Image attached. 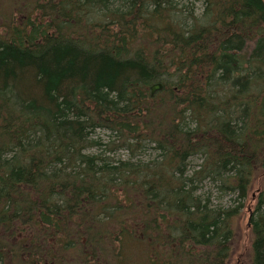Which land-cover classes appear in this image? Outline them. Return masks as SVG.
Instances as JSON below:
<instances>
[{
	"label": "trees",
	"instance_id": "1",
	"mask_svg": "<svg viewBox=\"0 0 264 264\" xmlns=\"http://www.w3.org/2000/svg\"><path fill=\"white\" fill-rule=\"evenodd\" d=\"M182 1L0 0V264H230L256 180L264 264V0Z\"/></svg>",
	"mask_w": 264,
	"mask_h": 264
},
{
	"label": "rangeland",
	"instance_id": "2",
	"mask_svg": "<svg viewBox=\"0 0 264 264\" xmlns=\"http://www.w3.org/2000/svg\"><path fill=\"white\" fill-rule=\"evenodd\" d=\"M182 3L187 8H191V3H193V10L195 13H199L201 11L202 5L201 2H198L197 0H183ZM109 135V132L106 130H97L95 133V136H99L101 139L106 140L107 136ZM152 146V145H151ZM150 145L146 147L145 150H143L140 155H138L136 158L146 160L149 159L151 155L154 154L152 148ZM115 159H128L129 153H127L124 150H119L114 155ZM201 158L199 156H195L191 159L189 168L193 166H197L200 164ZM260 180H256L253 184V188L249 191L248 196L245 200H243V208H241L240 216L238 220L236 221V233H237V240L234 244V247L232 249V257L230 264H247L248 258H249V252H250V233L248 229V219L250 216V212L255 204V198L257 195V189L259 187ZM202 192H210L215 197L216 189L214 188L213 184L209 181L205 182L203 186ZM236 195H223L220 198L212 199L214 204H221L226 207H234L238 202ZM240 237V240L238 238Z\"/></svg>",
	"mask_w": 264,
	"mask_h": 264
},
{
	"label": "water",
	"instance_id": "3",
	"mask_svg": "<svg viewBox=\"0 0 264 264\" xmlns=\"http://www.w3.org/2000/svg\"><path fill=\"white\" fill-rule=\"evenodd\" d=\"M162 85L160 83L154 84L150 87V93L151 95L154 94L156 91L161 90Z\"/></svg>",
	"mask_w": 264,
	"mask_h": 264
}]
</instances>
